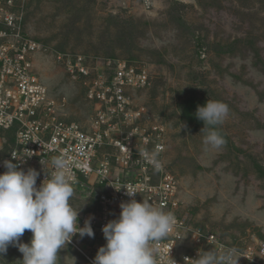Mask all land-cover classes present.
I'll list each match as a JSON object with an SVG mask.
<instances>
[{
  "label": "rangeland",
  "instance_id": "rangeland-1",
  "mask_svg": "<svg viewBox=\"0 0 264 264\" xmlns=\"http://www.w3.org/2000/svg\"><path fill=\"white\" fill-rule=\"evenodd\" d=\"M25 30L39 43L32 69L59 114L84 127L95 119L89 78L70 76L59 57L83 55L93 70L110 57L145 66L152 84L132 93L134 104L164 129L161 159L183 214L239 248L264 241V0H25ZM207 100L228 114L201 132L195 113ZM208 130L225 140L220 149H206ZM31 238L26 230L20 242ZM97 252L77 233L56 264H93ZM22 259L10 245L0 264Z\"/></svg>",
  "mask_w": 264,
  "mask_h": 264
},
{
  "label": "built area",
  "instance_id": "built-area-1",
  "mask_svg": "<svg viewBox=\"0 0 264 264\" xmlns=\"http://www.w3.org/2000/svg\"><path fill=\"white\" fill-rule=\"evenodd\" d=\"M38 44L25 30V0H0V174L7 170L4 161L12 160L25 172L36 169L39 187L51 160L66 155L74 189L69 203L75 210L81 202L91 203L78 221L83 227L91 218L98 250L106 244L103 226L119 217L121 202L132 199L123 187L128 186L137 191L136 200L175 218L169 235L152 245L157 264H196L199 252L230 248L241 255L239 264H264V241L239 248L183 214L176 179L161 159L164 129L151 126L146 108L134 104L132 93L152 84L145 66L110 57L98 59L93 70L83 55L62 54L59 59L65 60L70 76L89 78L86 93L95 103V119L84 127L59 114L54 97L32 69L30 54ZM138 149L155 153L161 170L139 156ZM41 160L48 162L46 171Z\"/></svg>",
  "mask_w": 264,
  "mask_h": 264
},
{
  "label": "clouds",
  "instance_id": "clouds-1",
  "mask_svg": "<svg viewBox=\"0 0 264 264\" xmlns=\"http://www.w3.org/2000/svg\"><path fill=\"white\" fill-rule=\"evenodd\" d=\"M227 114V105L209 100L198 106L195 113L204 122L201 132L208 126L223 123ZM203 143L206 149H220L225 140L216 130H208ZM138 153L156 171L161 170L162 164L155 153L144 149H138ZM50 163L51 170L46 171L48 162L41 160L48 175L37 187L40 173L36 169L25 172L12 160L4 161L7 170L0 174V256L12 245L23 254L22 264H56L58 252L74 235L94 237L91 218L81 227L79 211L69 203L74 195L69 158L60 154ZM123 187L132 199L121 202L119 217L103 226L106 244L99 248L93 264H157L152 245L169 235L175 218L144 199L136 200L137 191ZM26 230L32 233L31 241L21 243ZM237 251L230 248L199 252L196 264H239L241 255Z\"/></svg>",
  "mask_w": 264,
  "mask_h": 264
}]
</instances>
